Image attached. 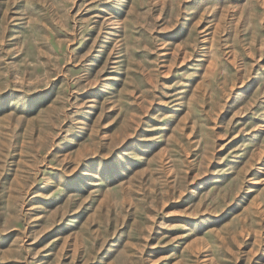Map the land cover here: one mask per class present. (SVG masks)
Masks as SVG:
<instances>
[{
  "label": "rangeland",
  "instance_id": "1",
  "mask_svg": "<svg viewBox=\"0 0 264 264\" xmlns=\"http://www.w3.org/2000/svg\"><path fill=\"white\" fill-rule=\"evenodd\" d=\"M0 264H264V0H0Z\"/></svg>",
  "mask_w": 264,
  "mask_h": 264
}]
</instances>
